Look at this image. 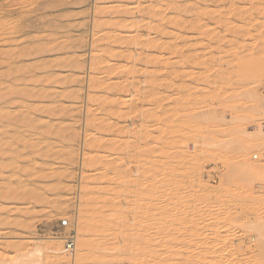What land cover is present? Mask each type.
Returning <instances> with one entry per match:
<instances>
[{"label":"rangeland","instance_id":"1","mask_svg":"<svg viewBox=\"0 0 264 264\" xmlns=\"http://www.w3.org/2000/svg\"><path fill=\"white\" fill-rule=\"evenodd\" d=\"M131 1L0 0V264H264V0Z\"/></svg>","mask_w":264,"mask_h":264},{"label":"bare ground","instance_id":"2","mask_svg":"<svg viewBox=\"0 0 264 264\" xmlns=\"http://www.w3.org/2000/svg\"><path fill=\"white\" fill-rule=\"evenodd\" d=\"M133 1V0H132ZM131 1V2H132ZM163 1V0H162ZM159 2H160V0H159ZM166 2V0L164 1V3ZM162 3V2H161ZM173 3V2H172ZM187 3V2H186ZM191 3V2H190ZM165 4H167V3H165ZM170 4V3H169ZM169 4H168V6H169ZM171 5V7H172V4H170ZM167 6V5H166ZM191 8V5L190 4H185L184 3V5H181V7L179 8V11L180 12H182V11H189V9ZM183 15H181V17H182ZM180 17V18H181ZM183 18V17H182ZM180 21L182 20V19H179ZM183 20H184V18H183ZM182 20V21H183ZM182 21H181V23H182ZM186 21V20H185ZM176 23H179V22H176ZM176 23H174V25L176 24ZM187 23V22H186ZM178 25V24H177ZM181 26V25H180ZM183 26V25H182ZM180 29V28H179ZM133 39H135V38H133ZM138 39H139V37H138ZM133 41V40H132ZM138 41V40H137ZM137 41H133V42H137ZM142 42V41H141ZM150 42V41H149ZM152 43H153V41H152ZM134 44H136V43H134ZM146 44V43H145ZM146 46V45H145ZM144 46V47H145ZM156 46V45H155ZM150 47V46H149ZM146 48V47H145ZM153 48V47H152ZM156 48V47H155ZM147 49H149V48H147ZM140 56V55H139ZM181 58V57H180ZM182 59V58H181ZM262 65H263V67L262 66H260V67H257V66H252L253 68H255V69H253L252 67H247V69H248V71H250L249 73H248V71H247V69H246V71H245V75H246V73H247V75L246 76H248V81L253 85V86H256L257 84H259L260 82L261 83H263L262 82V75H263V73H264V63H262ZM253 70H252V69ZM9 72H11V71H9ZM1 75V74H0ZM10 75V74H9ZM5 75L3 74V77H4ZM11 76V75H10ZM9 77V76H8ZM7 78V77H6ZM247 78V77H246ZM250 95H249V97H250V100H251V102L253 103V104H255L256 102L257 103H259V106L258 107H255V108H257L255 111H256V114L258 115V121H257V126H258V128H259V130L261 129V125L264 123V108H263V97H261V96H256V94H255V92H254V90L253 89H250V93H249ZM130 107V106H129ZM128 107V108H129ZM253 107V110L255 109ZM131 108V107H130ZM129 110V109H128ZM133 109H131L130 110V112L132 111ZM187 111V110H186ZM193 115H195V113L193 114ZM199 115H202V113L201 114H199ZM203 116H204V114H203ZM207 115L205 114V117H206ZM155 117H157V116H155ZM154 117V118H155ZM190 117H191V115H190ZM205 117H201L202 119L203 118H205ZM193 118V117H192ZM194 118H195V116H194ZM200 119V118H199ZM206 119V118H205ZM204 120V119H203ZM205 121V120H204ZM206 121H209V119H207ZM211 121V120H210ZM201 122V121H200ZM202 128V127H201ZM263 141H264V137H263ZM251 144V143H250ZM254 144H256V142L254 143ZM253 145V144H252ZM254 147V146H253ZM105 162H108V161H105ZM111 162V161H110ZM114 162V161H113ZM112 163V162H111ZM110 164V163H109ZM109 164H108V168H109ZM115 169V168H114ZM113 170V169H112ZM149 172V171H148ZM117 176V175H116ZM117 178H120V177H117ZM116 178V179H117ZM121 179V178H120ZM124 179V178H123ZM137 179V178H136ZM130 180H132V179H130ZM142 180V179H141ZM145 180V179H144ZM133 181V180H132ZM110 183V182H109ZM132 183V182H131ZM111 184V183H110ZM113 185V184H112ZM239 185V184H238ZM117 186V185H116ZM124 186V185H123ZM231 186V184H228L227 185V187H225V188H229ZM140 187V186H139ZM124 188V187H123ZM108 193H110V192H108ZM145 193V192H144ZM89 194H92L91 192H88V195ZM96 194V193H95ZM97 194H98V196H100L101 195V192L100 191H97ZM102 194H103V192H102ZM106 195V194H105ZM137 195V194H136ZM138 195H139V193H138ZM112 196V195H111ZM110 195H108V197H109V199H103V204L105 205L106 203H110L113 207H116L117 205H115V203L113 202L115 199V196H112L111 197ZM93 197V196H92ZM121 197V196H120ZM102 198V197H101ZM133 198V197H132ZM135 198H136V196H135ZM139 198V197H138ZM109 200V201H108ZM137 200H139V199H137ZM145 200V199H144ZM140 201V200H139ZM146 201V200H145ZM97 202V201H96ZM143 203H145L144 201H143ZM109 205V204H108ZM142 205V204H141ZM146 209V208H145ZM141 210V209H140ZM108 212H109V210H108ZM121 212V211H120ZM100 213V212H99ZM107 213V212H106ZM117 213H118V211H117ZM144 213V212H143ZM105 214V213H104ZM140 214V213H139ZM141 214H142V212H141ZM111 215V214H110ZM116 215H118V214H116ZM116 215H115V217H116ZM146 217H139L138 219H141V227H143V228H147L148 226L145 224L146 223V220H147V212H146ZM82 216V215H81ZM111 217V216H110ZM119 218V217H118ZM144 218H145V223L144 224H142V220H144ZM117 219V218H116ZM150 219V218H149ZM120 221V220H119ZM118 221V222H119ZM107 222H109V219L106 217V215L102 218V223L101 224H99V230H105V229H107V226H109L108 225V223ZM144 222V221H143ZM104 223H105V225H104ZM83 226L84 225H80L79 227H76V229H75V235H76V237H78V242H77V244H76V246H75V248H74V250H73V253H72V259L76 262V263H79V262H84V261H86L87 260V258H88V249H89V242L87 241V239L88 238H85L84 236H83ZM118 228V227H117ZM119 229H120V226H119ZM121 230H122V228H121ZM133 231V230H132ZM135 232V231H134ZM143 232V231H142ZM141 232V233H142ZM146 233H148V231H146ZM145 233V234H146ZM153 233V232H152ZM135 234V233H134ZM147 235V234H146ZM153 236V235H152ZM163 236V235H162ZM263 239H262V244H264V235H263V237H262ZM154 239V238H153ZM141 240V239H140ZM146 241V240H145ZM152 242H150V244H151ZM51 249L53 250V253L55 254V255H60L61 257H63L64 255L62 254V247H61V245L59 244V242H53L52 244H51ZM91 246V245H90ZM133 248H135V247H133ZM138 248V247H137ZM152 248V247H151ZM147 249V248H146ZM264 249V248H263ZM117 251V250H116ZM140 251V250H139ZM146 250H144V252H145ZM148 251H150V250H148ZM114 252V251H113ZM118 252V251H117ZM141 252V251H140ZM149 254V253H148ZM136 255V254H135ZM259 255H261V256H263L264 255V253H262V254H259ZM117 256V254H115V257ZM142 256V255H141ZM114 257V256H113ZM114 257V258H115ZM136 257V256H135ZM142 257H140V259H141ZM159 258V257H158ZM120 259V258H119ZM141 260H143V262L145 263L146 262V259H141ZM111 261H113V259L111 260ZM117 262H118V258H117ZM152 262V261H151ZM147 263V262H146Z\"/></svg>","mask_w":264,"mask_h":264},{"label":"built area","instance_id":"3","mask_svg":"<svg viewBox=\"0 0 264 264\" xmlns=\"http://www.w3.org/2000/svg\"><path fill=\"white\" fill-rule=\"evenodd\" d=\"M263 104H264V85H263ZM253 158L256 159L257 158V155H253ZM67 225V221H62V226H65ZM74 244L72 243V240L70 238L66 239L65 240V246L67 250H69V252L72 250V246Z\"/></svg>","mask_w":264,"mask_h":264}]
</instances>
